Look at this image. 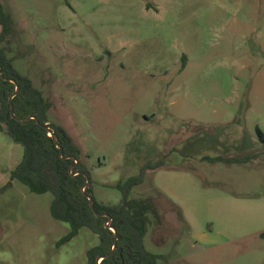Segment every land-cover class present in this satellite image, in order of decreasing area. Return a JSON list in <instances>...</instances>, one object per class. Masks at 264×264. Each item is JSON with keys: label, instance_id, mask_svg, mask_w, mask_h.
<instances>
[{"label": "rangeland", "instance_id": "obj_1", "mask_svg": "<svg viewBox=\"0 0 264 264\" xmlns=\"http://www.w3.org/2000/svg\"><path fill=\"white\" fill-rule=\"evenodd\" d=\"M1 2L14 22L3 47L81 150L97 202L118 205V184L164 160L131 193L162 214L145 238L160 264H264V0ZM23 156L0 131V189L13 183L0 264H88L99 237L61 244L71 229L52 194L11 181Z\"/></svg>", "mask_w": 264, "mask_h": 264}, {"label": "trees", "instance_id": "obj_2", "mask_svg": "<svg viewBox=\"0 0 264 264\" xmlns=\"http://www.w3.org/2000/svg\"><path fill=\"white\" fill-rule=\"evenodd\" d=\"M13 24L12 16L5 11L0 0V131L5 132L13 143L24 148L23 159L11 173V181L20 182L33 194H52V217L68 224L71 229L61 244L70 242L84 228L99 237V244L87 252L88 264H98L101 257H106L101 264H160L162 257L147 250L145 238L152 223H156L158 228L162 227V214L154 199L131 198V193L144 183L146 172L162 168L164 160L147 163L139 175L118 184L117 189L123 195L118 205L109 206L97 202L93 190L87 187V183L92 184V180L89 169L81 163V150L65 128L49 121L51 106L43 92L34 86L29 77L18 71L3 47V43L13 33ZM182 64L186 66L185 56ZM17 86L19 92L12 100V114L10 99L16 93ZM31 117L36 119L29 120ZM49 131L57 136V144L49 136ZM257 133L264 145V133L260 128ZM262 152L264 155V149ZM257 157L255 154L238 159H205L213 163L242 164ZM12 185L9 182L0 192ZM89 197L94 199L93 206ZM108 222L109 226H106ZM114 246L116 249L110 255Z\"/></svg>", "mask_w": 264, "mask_h": 264}, {"label": "water", "instance_id": "obj_3", "mask_svg": "<svg viewBox=\"0 0 264 264\" xmlns=\"http://www.w3.org/2000/svg\"><path fill=\"white\" fill-rule=\"evenodd\" d=\"M11 82L12 83H15L13 80H11ZM19 92V87L17 86V89H16V93L11 97V99H10V107H11V113L13 114V110H14V107H13V104H12V100H13V98L17 95V93ZM30 119H36L35 117H31V118H29V120ZM49 136L51 137V138H53V140L55 141V143L57 144L58 143V139H57V136H55L54 134H53V132H51V131H49ZM59 149L61 150V152H62V148L61 147H59ZM66 159H70V157H67ZM78 161H76V165H78ZM91 186V183L90 182H88L87 183V187H90ZM89 200H90V202H91V205L93 206V202H94V199L92 198V197H89ZM103 216H105L106 217V214H104ZM110 220V219H109ZM106 226H109V222L108 223H106ZM111 230L113 231V232H116L115 231V229L113 228V227H111ZM115 249H116V246H114V248H113V251L110 253V255H112V253L115 251ZM109 255V256H110ZM106 257H101V258H99L98 259V264H101V262L105 259Z\"/></svg>", "mask_w": 264, "mask_h": 264}]
</instances>
